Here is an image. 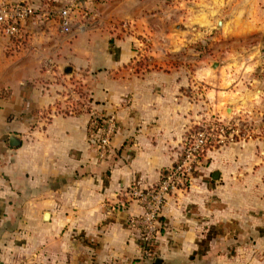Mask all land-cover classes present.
Here are the masks:
<instances>
[{"label": "crops", "instance_id": "obj_1", "mask_svg": "<svg viewBox=\"0 0 264 264\" xmlns=\"http://www.w3.org/2000/svg\"><path fill=\"white\" fill-rule=\"evenodd\" d=\"M1 1L34 13L19 51L0 36V264H264V165L252 144L207 152L147 251L127 223L142 209L125 198L160 181L196 125L239 123L255 104L253 80L234 68L264 55L252 43L264 0ZM75 1L64 34L57 12ZM213 47L228 49L213 60ZM84 103L115 121L104 161Z\"/></svg>", "mask_w": 264, "mask_h": 264}, {"label": "built area", "instance_id": "obj_2", "mask_svg": "<svg viewBox=\"0 0 264 264\" xmlns=\"http://www.w3.org/2000/svg\"><path fill=\"white\" fill-rule=\"evenodd\" d=\"M77 8V2H71L57 12L60 31L70 32V18ZM33 10L29 6H6L0 0V36L7 39L8 54H13L23 48L28 42V34L23 23L32 18ZM125 28L126 24H122ZM145 48L144 43H140ZM70 96L79 90L75 85L70 86ZM77 111L88 113L89 122L87 138L94 147L98 161H104L110 149L111 140L116 132V124L112 117L103 118L92 110L88 103L77 108ZM190 130L179 148L177 159L173 166L162 173L160 181L145 189L131 187L125 192L126 202H134L142 209L140 216L128 219V226L138 239L144 251L149 250L159 233L160 216L167 200L176 194L186 193L191 189L195 177L201 172L202 163L208 151L224 144V140L232 139L233 131L225 134L230 127L218 118H211L202 128ZM119 207L124 206L118 204Z\"/></svg>", "mask_w": 264, "mask_h": 264}, {"label": "rangeland", "instance_id": "obj_3", "mask_svg": "<svg viewBox=\"0 0 264 264\" xmlns=\"http://www.w3.org/2000/svg\"><path fill=\"white\" fill-rule=\"evenodd\" d=\"M253 37L255 39L252 41V43L257 42L261 45V47L258 48V54L264 53V34L259 33L258 35ZM225 51L218 47H213L211 49V52L209 51L207 53H209L212 59L214 60L222 58L224 55L222 53H224ZM214 63L217 64V67L213 71H216V69L218 68V63ZM239 64L241 68L235 67L234 69L235 71H238V76L240 78L242 77L241 80L243 84H247L250 81L252 82L253 80L254 84L252 85V91H257L253 94V102H255V104L250 109H247L245 111V113L243 114V117L245 116V118L242 119L243 121H240L239 123L233 125L226 124L230 127V130L225 134V136H228L230 131L234 130L232 139L228 138L227 140H224L223 145L216 146V148L211 151H216L220 148H225L229 146L244 147L245 145L252 144L251 148L253 150H258L261 155L259 156V160L254 159V163L258 162L261 165H264V55H261L258 58L252 57L251 60L244 59ZM213 117L217 118L215 116H210L205 122L201 123L200 125H196V127L198 129L202 128V126ZM222 123L224 122L222 121ZM253 141H255V145L252 143Z\"/></svg>", "mask_w": 264, "mask_h": 264}, {"label": "water", "instance_id": "obj_4", "mask_svg": "<svg viewBox=\"0 0 264 264\" xmlns=\"http://www.w3.org/2000/svg\"><path fill=\"white\" fill-rule=\"evenodd\" d=\"M217 67V64L216 63H213V65H212V70H214L215 68ZM17 142V138H15V137H12V138H10V144L12 145V146H16V144H18V142ZM44 220L45 221H47L48 220V213H45L44 214Z\"/></svg>", "mask_w": 264, "mask_h": 264}]
</instances>
